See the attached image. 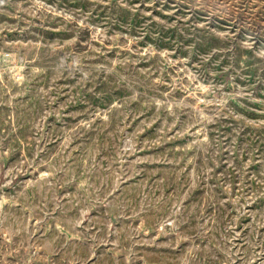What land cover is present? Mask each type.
Listing matches in <instances>:
<instances>
[{"label": "rangeland", "instance_id": "obj_1", "mask_svg": "<svg viewBox=\"0 0 264 264\" xmlns=\"http://www.w3.org/2000/svg\"><path fill=\"white\" fill-rule=\"evenodd\" d=\"M0 264H264V0H0Z\"/></svg>", "mask_w": 264, "mask_h": 264}]
</instances>
